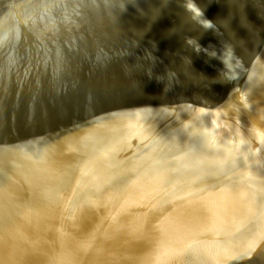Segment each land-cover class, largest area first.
Wrapping results in <instances>:
<instances>
[{
  "label": "water",
  "instance_id": "obj_1",
  "mask_svg": "<svg viewBox=\"0 0 264 264\" xmlns=\"http://www.w3.org/2000/svg\"><path fill=\"white\" fill-rule=\"evenodd\" d=\"M0 264H264V0H11Z\"/></svg>",
  "mask_w": 264,
  "mask_h": 264
},
{
  "label": "flooded vegetation",
  "instance_id": "obj_2",
  "mask_svg": "<svg viewBox=\"0 0 264 264\" xmlns=\"http://www.w3.org/2000/svg\"><path fill=\"white\" fill-rule=\"evenodd\" d=\"M11 2V0H0V21L2 20L4 10L6 8V5Z\"/></svg>",
  "mask_w": 264,
  "mask_h": 264
}]
</instances>
